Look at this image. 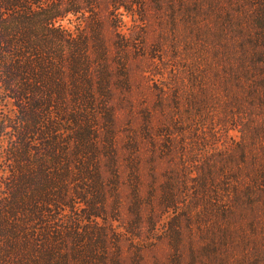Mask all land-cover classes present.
<instances>
[{
  "label": "trees",
  "instance_id": "obj_1",
  "mask_svg": "<svg viewBox=\"0 0 264 264\" xmlns=\"http://www.w3.org/2000/svg\"><path fill=\"white\" fill-rule=\"evenodd\" d=\"M256 4L255 21L237 41L230 77L244 85L253 148L264 136V0ZM76 6L77 0H0V264H120L121 233L110 223L118 216L120 179L109 59L95 16L89 30L77 33L59 23L79 12ZM116 46L126 47L119 38ZM232 101L241 105L243 98ZM259 148L264 157V145ZM258 160L253 154L246 162L242 191L241 172L223 166L222 186H215L211 200L229 220L243 208L242 193L254 212L259 198L264 205V164ZM172 182L160 183L159 201L177 211ZM127 183L130 218L123 228L133 241L144 223L155 230L154 187L145 196L150 203H144L133 158ZM178 218L166 231L175 264L181 258Z\"/></svg>",
  "mask_w": 264,
  "mask_h": 264
},
{
  "label": "rangeland",
  "instance_id": "obj_2",
  "mask_svg": "<svg viewBox=\"0 0 264 264\" xmlns=\"http://www.w3.org/2000/svg\"><path fill=\"white\" fill-rule=\"evenodd\" d=\"M76 7L79 12L59 23L77 33L89 30L88 20L95 16L109 59L120 179L118 216L110 223L121 233L120 264H175L166 233L173 217H179L178 264H264L263 199L254 212L242 193L243 208L231 220L211 200L215 186H222L225 167L241 172L242 191L250 156L264 164L259 148L264 136L254 148L249 146L246 123L252 111L244 102V85L230 78L237 41L255 21L256 0H77ZM118 38L124 51L116 46ZM233 96L243 98L242 104L233 105ZM7 113L13 116L14 109ZM132 158L144 203H150L145 196L154 187L155 210V230L149 232L144 223L133 241L123 228L130 218L127 175ZM166 179L174 182L177 211L159 201V185ZM202 179L205 188L200 187ZM197 213L205 217L197 218Z\"/></svg>",
  "mask_w": 264,
  "mask_h": 264
}]
</instances>
